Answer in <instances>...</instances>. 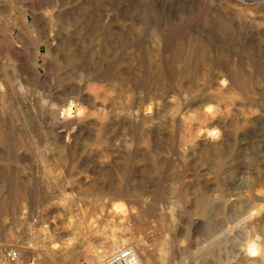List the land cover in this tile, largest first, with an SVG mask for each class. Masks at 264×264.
Segmentation results:
<instances>
[{"label": "rangeland", "instance_id": "1", "mask_svg": "<svg viewBox=\"0 0 264 264\" xmlns=\"http://www.w3.org/2000/svg\"><path fill=\"white\" fill-rule=\"evenodd\" d=\"M253 240L264 0H0V264H264Z\"/></svg>", "mask_w": 264, "mask_h": 264}, {"label": "built area", "instance_id": "2", "mask_svg": "<svg viewBox=\"0 0 264 264\" xmlns=\"http://www.w3.org/2000/svg\"><path fill=\"white\" fill-rule=\"evenodd\" d=\"M14 257L15 254H10L11 259H14ZM100 264H142V262L137 256L134 247L131 244H127L106 254Z\"/></svg>", "mask_w": 264, "mask_h": 264}, {"label": "bare ground", "instance_id": "3", "mask_svg": "<svg viewBox=\"0 0 264 264\" xmlns=\"http://www.w3.org/2000/svg\"><path fill=\"white\" fill-rule=\"evenodd\" d=\"M120 205V204H119ZM118 205V207H119ZM117 207V206H116ZM121 207V206H120ZM119 207V208H120ZM122 208V207H121ZM118 209V208H117ZM134 246V245H133ZM115 248L120 247V245L118 246H114ZM114 248V249H115ZM137 252V249L135 250ZM247 253L249 254V256H251V259L254 261H257L258 259H262L264 258V247L261 245V242L259 241H250L247 244ZM138 254V253H137ZM102 256V254H100V252H96L94 253L87 261V264H95L98 260H100V257ZM138 256L140 257V255L138 254ZM140 260L141 257H140ZM143 262V261H142ZM149 262V261H148ZM147 262V263H148ZM144 264V262H143Z\"/></svg>", "mask_w": 264, "mask_h": 264}]
</instances>
